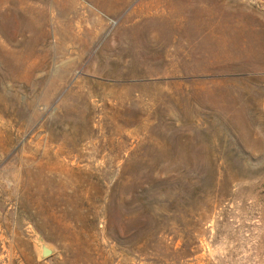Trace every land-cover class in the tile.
<instances>
[{"label": "rangeland", "instance_id": "obj_1", "mask_svg": "<svg viewBox=\"0 0 264 264\" xmlns=\"http://www.w3.org/2000/svg\"><path fill=\"white\" fill-rule=\"evenodd\" d=\"M0 264H264V0H0Z\"/></svg>", "mask_w": 264, "mask_h": 264}, {"label": "water", "instance_id": "obj_2", "mask_svg": "<svg viewBox=\"0 0 264 264\" xmlns=\"http://www.w3.org/2000/svg\"><path fill=\"white\" fill-rule=\"evenodd\" d=\"M49 254H50V250H49L47 247L42 246V248H41V255H42L43 257H46V256H48Z\"/></svg>", "mask_w": 264, "mask_h": 264}]
</instances>
